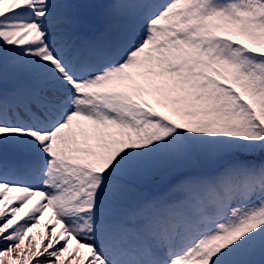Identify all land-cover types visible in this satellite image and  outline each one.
Listing matches in <instances>:
<instances>
[{"label":"snow or ice","instance_id":"snow-or-ice-1","mask_svg":"<svg viewBox=\"0 0 264 264\" xmlns=\"http://www.w3.org/2000/svg\"><path fill=\"white\" fill-rule=\"evenodd\" d=\"M97 6L0 0V66L33 80L23 117L0 97V149L27 156L0 164V264H248L264 250V0H114L142 30L84 39L71 10ZM197 148L218 168L188 205L145 199L134 231L108 226L106 196L150 159L178 174ZM49 209L47 243L31 236L26 252Z\"/></svg>","mask_w":264,"mask_h":264},{"label":"rangeland","instance_id":"rangeland-1","mask_svg":"<svg viewBox=\"0 0 264 264\" xmlns=\"http://www.w3.org/2000/svg\"><path fill=\"white\" fill-rule=\"evenodd\" d=\"M71 11L76 14V9H73ZM136 21L140 23V19H136ZM204 158L205 157H203V155L201 154L200 149L199 148L195 149L190 158L193 161V163L188 166H182L184 162L186 161V159L180 162L179 167L181 170L178 174L175 171L176 167H174L175 164L172 161L168 160L167 158H163V157L155 159L154 169L152 172L153 174L146 178L154 182L156 186L160 184L162 185V187L161 186L155 187V188H152L151 190L149 189L148 193L141 194L139 193L137 186H136L138 184L134 180H132L128 184V187L130 188V192L128 194L121 196V197H114L110 193L108 196H106L105 202H104L105 218L107 217V215L109 216L108 218H106V222L108 226L112 228L115 225L117 226L122 225V226L128 227L130 231L132 227H134L135 229L138 223V218L134 215L135 206L138 205L140 201L145 200V199H150L155 202L168 203V204H173V205H188L191 201L192 195L196 192L201 191L202 182L211 179L214 176L215 172L217 171L218 167H216L215 169H209L205 167L203 164ZM208 159L210 162H212L211 160H213L209 156H208ZM170 166H173V168H166ZM187 169H192L194 170L195 173L189 176L188 175L189 172L187 171ZM182 171H185V172H182ZM171 173H174V174L171 175ZM18 174L20 177L19 172ZM168 174L170 175V177L168 176ZM30 177L33 178L34 183L37 182L36 178L38 177H33V176H30ZM185 178H187V182L183 184L182 186H177L178 181L185 179ZM163 182H166V183H163ZM155 195H158V196L155 197ZM131 199H133L132 202H131ZM255 199L256 197H253V200ZM228 214H229L228 210H225L220 215H218L216 219L217 220L224 219L225 217L228 216ZM136 218H137L136 220L137 223L133 224L134 226H132L131 221L135 220ZM201 228L202 227H200L195 232H193L194 237L191 240L196 239L201 233H203ZM190 241H188L187 243H189ZM41 243H47V241L39 240V242L36 245L41 244ZM185 244H183L182 241L178 242L177 250L180 247H183ZM24 249L27 252L28 247H24ZM65 256L67 257L68 254H65ZM241 258L246 260L248 264H264V250H262L257 245L251 254L241 257ZM65 264H67V260H65Z\"/></svg>","mask_w":264,"mask_h":264},{"label":"bare ground","instance_id":"bare-ground-1","mask_svg":"<svg viewBox=\"0 0 264 264\" xmlns=\"http://www.w3.org/2000/svg\"><path fill=\"white\" fill-rule=\"evenodd\" d=\"M77 0H75L76 2ZM104 10L103 17L97 25H85L82 31V36L84 39L96 40L102 38H108L118 33H125L131 31L133 34H138L142 30L141 23L137 22L136 19H140V12L135 9H119L111 7L114 0H93ZM73 2V0H70ZM122 2H130V0H122ZM157 2H166V0H157ZM33 88L32 77L24 72H21L17 68L13 67L12 62L6 61L0 66V97L4 99L9 109L10 115L19 114L20 116L25 115L24 101L29 95ZM0 155V164L6 167L9 171L13 166H21L23 162L27 159V156L21 154L13 149L11 145L1 149ZM191 159H186L182 166H188L192 164ZM174 167H176L174 165ZM173 168V166L166 167ZM189 176L194 172L192 169H187ZM172 172V171H171ZM185 172V171H182ZM170 174V172H169ZM168 176L170 177V175ZM174 173H171L173 175ZM31 175L24 174L20 176L19 179L28 180L34 183ZM38 180V178H36ZM135 180V179H134ZM166 183V182H163ZM162 185H157L159 187ZM142 194V193H141ZM146 194V193H143ZM158 195H155L157 197ZM133 199H131L132 202ZM179 203V201H178ZM137 205L135 206V208ZM109 216L107 215L106 218ZM137 218L132 220L131 225L137 223ZM112 224V223H110ZM115 225L114 227H116ZM131 231H134V227L131 228ZM194 237V234L191 233L190 237L184 241L183 244L187 243ZM128 240L131 244L135 245L139 242L135 239L134 236H129Z\"/></svg>","mask_w":264,"mask_h":264},{"label":"trees","instance_id":"trees-1","mask_svg":"<svg viewBox=\"0 0 264 264\" xmlns=\"http://www.w3.org/2000/svg\"><path fill=\"white\" fill-rule=\"evenodd\" d=\"M256 159L258 161L259 159H261V157L258 155L256 157ZM154 164H155V159H150L147 162V165L145 167L144 174H151L153 172V169H154ZM148 183H150V182H148ZM51 215L52 214L49 213V212L44 215V217L41 219L40 224L37 225L35 228H33L32 232H30L28 234V236L25 237V243H24L23 247H28V245L30 243V237L31 236H35L36 237V241L34 242V245H36L39 242V240H44L43 234L46 233V231L50 227H52L53 225H55V220L54 219L52 220V224L51 225H49V223H48L49 216H51ZM202 227H203L204 232H207L209 230V226L208 225H205V226H202ZM59 231H61V229L59 227H57V232H59ZM75 245H76V242L72 241V244H71L70 247H75Z\"/></svg>","mask_w":264,"mask_h":264},{"label":"water","instance_id":"water-1","mask_svg":"<svg viewBox=\"0 0 264 264\" xmlns=\"http://www.w3.org/2000/svg\"><path fill=\"white\" fill-rule=\"evenodd\" d=\"M81 2H87V3H91V4H96L94 1H81ZM91 8L94 9L93 19H89V18L85 17L84 10L86 8H80L79 9V12H80L79 15H80L81 18H85L87 21H89L88 22L89 24L96 25V24H98L100 22V20L102 18V10L99 7H91Z\"/></svg>","mask_w":264,"mask_h":264}]
</instances>
